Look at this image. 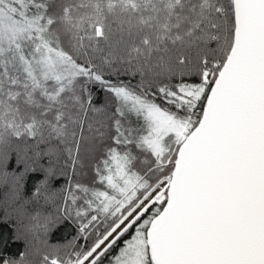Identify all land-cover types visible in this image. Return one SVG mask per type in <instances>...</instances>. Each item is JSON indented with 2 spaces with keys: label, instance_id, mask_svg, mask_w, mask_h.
Returning <instances> with one entry per match:
<instances>
[{
  "label": "snow or ice",
  "instance_id": "obj_1",
  "mask_svg": "<svg viewBox=\"0 0 264 264\" xmlns=\"http://www.w3.org/2000/svg\"><path fill=\"white\" fill-rule=\"evenodd\" d=\"M0 264H264V0H0Z\"/></svg>",
  "mask_w": 264,
  "mask_h": 264
},
{
  "label": "trees",
  "instance_id": "obj_2",
  "mask_svg": "<svg viewBox=\"0 0 264 264\" xmlns=\"http://www.w3.org/2000/svg\"><path fill=\"white\" fill-rule=\"evenodd\" d=\"M0 231H3L4 235L7 236V237H9L8 243H9L10 246L7 248V251L9 253H15L18 250H20L18 247L11 246V239H10L11 232H10V229L4 228V229H0Z\"/></svg>",
  "mask_w": 264,
  "mask_h": 264
}]
</instances>
